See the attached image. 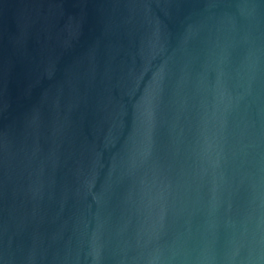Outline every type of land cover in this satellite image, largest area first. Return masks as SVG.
I'll return each mask as SVG.
<instances>
[{"label": "water", "instance_id": "water-1", "mask_svg": "<svg viewBox=\"0 0 264 264\" xmlns=\"http://www.w3.org/2000/svg\"><path fill=\"white\" fill-rule=\"evenodd\" d=\"M0 264H264V0H0Z\"/></svg>", "mask_w": 264, "mask_h": 264}]
</instances>
